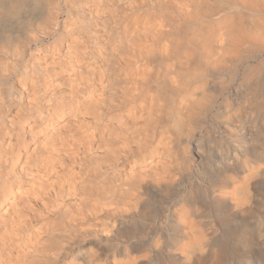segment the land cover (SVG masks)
<instances>
[{"label":"bare ground","instance_id":"6f19581e","mask_svg":"<svg viewBox=\"0 0 264 264\" xmlns=\"http://www.w3.org/2000/svg\"><path fill=\"white\" fill-rule=\"evenodd\" d=\"M262 146L264 0H0V264H264Z\"/></svg>","mask_w":264,"mask_h":264},{"label":"clouds","instance_id":"9594fccd","mask_svg":"<svg viewBox=\"0 0 264 264\" xmlns=\"http://www.w3.org/2000/svg\"><path fill=\"white\" fill-rule=\"evenodd\" d=\"M206 109H207V114L209 116V118H213L215 116L216 111H218V104L217 105H213V103L211 101H209V103L206 105ZM179 115V114H178ZM262 148H264V146H262ZM11 169H8L7 173H3V182H4V190L7 191L10 187L9 184V176L11 175ZM125 179L131 180L132 177L131 176H126ZM16 180H19V177H16ZM84 199V198H82ZM93 203H101L100 199H95L92 201ZM10 242L8 241L7 235L5 236V248L7 249V246ZM49 255H54L53 253H49ZM48 264H56V260H50L48 262Z\"/></svg>","mask_w":264,"mask_h":264}]
</instances>
